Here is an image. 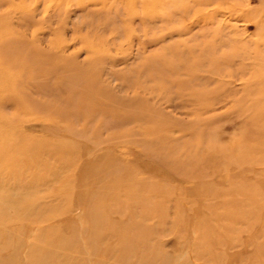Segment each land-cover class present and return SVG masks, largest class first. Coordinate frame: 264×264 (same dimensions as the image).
I'll return each mask as SVG.
<instances>
[{
	"label": "rangeland",
	"instance_id": "1",
	"mask_svg": "<svg viewBox=\"0 0 264 264\" xmlns=\"http://www.w3.org/2000/svg\"><path fill=\"white\" fill-rule=\"evenodd\" d=\"M0 118L56 212L0 264H264V0H0Z\"/></svg>",
	"mask_w": 264,
	"mask_h": 264
},
{
	"label": "bare ground",
	"instance_id": "2",
	"mask_svg": "<svg viewBox=\"0 0 264 264\" xmlns=\"http://www.w3.org/2000/svg\"><path fill=\"white\" fill-rule=\"evenodd\" d=\"M0 128H3V132L1 131L0 133V250H2L3 244H8L9 242L12 243V241L14 242L18 240L17 237H16L17 240H15V238H12L11 240L10 236H8L6 233L1 232V230L5 231L6 227L8 228V225L12 223L10 217H15L16 220L19 222H25L27 221V219L33 218L37 220V222L45 223L46 221L51 220L50 218H53L48 216L45 219L44 217L46 213L55 216L56 212L54 210L46 211L44 207L40 208L39 206H37L38 207L37 209L35 208L32 211L30 210L32 206L31 204L32 201H36V204L41 203V199L43 198L40 197L42 192L38 190L35 191L32 190L31 186L38 187L42 183L44 184L47 177L45 176H43V178L36 177L37 179L34 178V180L33 178H30L28 181L24 179L22 175L24 168L29 167L34 162V160L33 158L30 157V155H25L22 152L17 151L18 148L22 146L25 147L28 144H30L29 145L30 147H34L35 145V147H37L36 149H39L43 146V143L38 142L33 144L32 142L31 143L29 142L27 144L25 140L22 139L19 140V138L17 140L16 137L19 136L18 125L16 126L14 121L5 122L0 118ZM52 155L54 157L53 159H55L54 155L56 154H52ZM50 174L46 173L44 175L49 176ZM55 174H56L55 168L53 167L52 168L53 177L55 176ZM17 185L20 188L27 191L28 196L26 197L28 198H24L23 201L18 204L9 203L7 197L5 198V195L1 194L2 193L1 191H3L5 187L8 186L16 187ZM56 196H58V194ZM30 197L32 198L35 197V198L31 199ZM28 210H30L31 213H28ZM40 232L42 231L40 230ZM46 237L47 235L43 233L42 234L38 233L36 235V238L34 237V242H33L34 244L29 245V248L26 252V256L24 255V257H26L27 264H47L45 261L44 252H47V250L54 248L56 242L54 238L47 239Z\"/></svg>",
	"mask_w": 264,
	"mask_h": 264
}]
</instances>
